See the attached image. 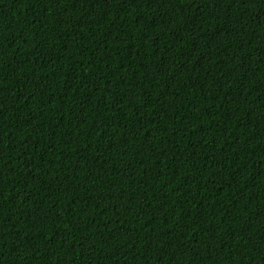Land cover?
Returning a JSON list of instances; mask_svg holds the SVG:
<instances>
[{
  "label": "trees",
  "instance_id": "1",
  "mask_svg": "<svg viewBox=\"0 0 264 264\" xmlns=\"http://www.w3.org/2000/svg\"><path fill=\"white\" fill-rule=\"evenodd\" d=\"M0 264H264V0H0Z\"/></svg>",
  "mask_w": 264,
  "mask_h": 264
}]
</instances>
